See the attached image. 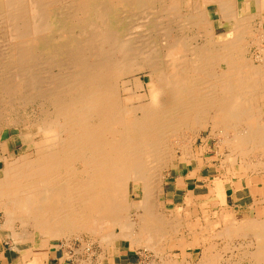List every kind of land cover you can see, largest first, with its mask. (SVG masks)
I'll list each match as a JSON object with an SVG mask.
<instances>
[{"label": "bare ground", "instance_id": "1", "mask_svg": "<svg viewBox=\"0 0 264 264\" xmlns=\"http://www.w3.org/2000/svg\"><path fill=\"white\" fill-rule=\"evenodd\" d=\"M167 4L168 0H0V161L4 163L0 208L4 226L19 221L32 227L20 237L33 239L44 233L48 241L104 232L111 238L115 234V240L129 239L132 247L159 251L158 241L181 223L178 214L165 217L158 208L162 169L174 156L170 138L183 137V130L202 125L225 131L246 125L247 134L233 133L232 148L258 149L264 156V121H257L264 117L262 47L261 63L245 64L249 42H259L253 16L239 17L235 0H221L222 20L232 24L231 36L215 43L211 37L215 28L210 25L214 14L201 13L194 15V22L209 24L205 29L210 33L203 44L191 48L183 39L169 37L167 51L162 46L160 52L142 42L147 37L141 26L154 24L173 0ZM155 7L159 15L148 13ZM142 72H148L154 88L139 96L130 90L128 78L134 76L137 87H142L138 75ZM22 101L33 107L32 154L6 156L3 134L12 121L4 123L3 111ZM134 184L140 193L130 200ZM194 201L187 195L186 208ZM222 202L224 198L218 201ZM132 208L141 209L139 221L127 215ZM232 209L224 208L218 215L228 223L220 234L229 239L247 237L249 263L264 264V208L239 222ZM196 232L195 243H180L183 250L202 245L196 264H235L232 259L223 262L213 243L203 242ZM161 262L194 263L187 255L182 261L162 257Z\"/></svg>", "mask_w": 264, "mask_h": 264}, {"label": "rangeland", "instance_id": "2", "mask_svg": "<svg viewBox=\"0 0 264 264\" xmlns=\"http://www.w3.org/2000/svg\"><path fill=\"white\" fill-rule=\"evenodd\" d=\"M178 1L179 0H176V3H175L173 0V4L171 7L173 9L171 8L165 9V12H163L161 16L158 14V10L156 7L154 9H149V11L151 12H148V13H150L151 15L154 12L156 13V15H159V17H157L158 19L157 20L155 19L157 22L155 21L154 24H151L149 26L145 24L144 26H141V28L144 29L142 31L145 32V35H144L145 38L150 37L151 39H155V40L154 42H152V40H146L147 39L146 38L142 40V42H144L145 44L152 45L154 50H160V52L162 51L161 50L162 46H164V49H163L164 52L167 51V48L165 47L166 46L165 43L167 42L165 41L167 40L170 41L169 40L170 38L171 40L175 38L174 40L177 39L178 41L181 38V40L183 39L187 44H190L191 48L195 45L203 44L207 40L206 34L207 33L210 34L209 31L206 30L207 28H209V24L195 23L194 19L196 16L194 15H198L200 17L201 13H207V12L214 14V20L213 22L210 23V25H212V27L215 28L214 31H211L212 32L211 37L215 41V43L217 42L218 44L226 40L229 36L232 35L226 29L221 30L220 28H218V24L220 21V15L216 14L215 12L216 8L211 4L212 1L210 0H180L179 2ZM169 3H171V0H168V4H167L168 7L170 6ZM174 4H177L178 7L180 8H178L177 5H174ZM189 4L190 5L192 4V5L190 6ZM131 10H134V9H131ZM150 18L151 17L149 15V19ZM221 19H222V16H221ZM190 22H192V24ZM251 23L253 24L252 21ZM201 25H202V30H201ZM253 27H254V24H253ZM149 28L152 29L151 32ZM250 37L251 36H249V39H251ZM249 43L250 44L247 46V53H246L247 55H245L246 56L245 61H247L245 62V64L246 65L249 64L251 66L253 62L254 64L259 63L258 57L260 55V48H259V42L251 43L250 41ZM159 59H162V58L159 57ZM53 70L57 71L56 67ZM147 74L148 72H142L138 74L141 77V80L143 81L142 87H137L134 76H131L130 78H128V80H130V84H129V86L131 87L130 90L133 93H138L139 96L140 95L142 96L145 94H149L150 90L154 88L153 81L148 79ZM260 100H261L260 101L261 104L264 107V96H262ZM25 103H23L22 101L21 103L22 107L21 105L18 104L12 107H7L4 110L5 112L3 111V114H4L3 119L5 120L4 123L10 124L9 121H12L11 122L12 126L9 129H6L3 134L2 150H3L4 155L6 156L15 157L25 151H28L27 153L28 155L32 154V150H31L32 140H31V137L29 136V133L30 131H33V128H32L31 123L29 122V115L30 113H32L31 111L33 110L32 109L33 107L32 105H29V104L27 105ZM257 121L263 122L264 117L258 116ZM14 122H20V124L22 125L21 126L20 125L17 126V124L14 125ZM22 128L24 130H22ZM243 129L245 130L243 131ZM245 132L246 134L248 133V127H246V125L238 126L236 129H233L231 127L227 131L219 127H212L211 125H208V126L202 125V126H198L197 129L183 130L182 131L183 137L173 136L172 138H170L171 139L170 144L173 148V151H174L173 154L175 157L173 156L171 161H169L170 163L168 162L169 164L162 169L164 180H163L162 190L159 193L158 199L160 201H158V205H159L158 208L161 206L160 208L162 210L159 208L160 213L161 215L165 214L164 215L165 217L166 216L169 217L173 213L178 214V216L181 217V218L179 217L181 226L180 225L176 226L177 229L174 231H172L173 227H171L172 229H170L171 230L170 236L168 234L166 235V237H164L166 240L164 238H162L160 241L157 240L159 242V246L161 245L160 246L161 249H159V251L158 249L157 251L146 250L145 248H143L144 246L137 247V248L132 247L131 241L129 239L115 240L114 239V237H116L115 234L111 238L108 235H105L104 232H102V234L99 233L98 236L91 235L88 232H81L78 234H72V236L69 239L65 237H61V238H51L48 241H44L46 239V236L44 235V233L36 236L33 239L23 238L19 236V233L23 232L24 234H26V232L27 233L31 232L32 227L30 225H28V227H23V225L19 221H16L13 224H10L9 226L8 225L4 226L3 224L5 223V218H4V212L1 208H0V225H2L6 229V231L10 234V237L13 238L16 243L25 244L27 249L31 252H34V254L36 250L47 252L48 250H51L54 247L58 246L60 248L59 249L61 253L60 255L64 256L63 260H65L68 264H85V262L88 264H115V263L121 264L122 261H120V258H121L120 254H129V257H131L133 260L132 261L133 264H162L161 262L162 257L168 258V259L177 257L179 261H182L186 257V255L188 256L189 260H192V263L194 262L193 264H196L200 261V258H202V245L193 244L192 246L186 247V249L183 250L182 245L180 244L181 242L195 243L194 232L196 231H198V233L197 232L196 233L198 234V237H201V240L203 239L202 240L203 242L205 241V243L207 244L209 242L213 243V246L215 248V249L213 248V251L215 250L216 252L220 254L219 258L223 262H225L226 260L232 259V261L235 264H250L248 260L249 257L247 256V254L249 253V249L251 248V246L248 245L249 239L245 236L244 237L235 236L234 238L232 237L229 239L227 238V236L224 237V235H221L220 233L223 231V229L226 227L225 225H227L228 223L218 217L222 209L224 208L232 209L233 208L232 206H228V201H227L228 193L226 191V188H227L228 179L229 180L232 179V176L241 177V178L243 177L249 178V176H251L257 180L259 179V176L255 177L249 174L250 173L257 174L259 172L264 173V156H262L263 158L262 159L261 158L262 154L260 155V151H258V149L254 151L251 150V151L242 152L241 149H238V148H236L237 150L233 149L230 144L232 142H235V141H231V142L229 141L230 139L232 140L233 133L240 134V133H245ZM225 133H227V136ZM228 134H231L229 135L230 137L228 136ZM177 138H178V141H176ZM179 138L182 139L181 142ZM207 138L210 139V149H209V152L206 154L207 156L206 159H203L202 155H200V151L202 152L204 151V148L202 147V143L204 142L203 139H207ZM174 140L178 143H176ZM173 144L175 145V147ZM259 156L261 159L259 158ZM213 157H214V160H210ZM203 164L205 165L204 166L205 169L213 170L211 172L213 176L206 177L207 180L206 179L204 180L205 176H203L200 173L198 174ZM3 165L4 163L0 161V168H2ZM196 168H198L199 170H195ZM206 171L204 173H206ZM196 172L198 176L202 178V180H197V178H200L197 176L193 178L194 175H197ZM260 180H262L264 183V176H262ZM216 183H217V186H216ZM255 190L260 191L261 193L262 188L255 187ZM138 193H140V189L138 185L135 186L134 184L133 192L131 193L130 200H132V198L138 199L137 198ZM189 194L192 195V197L196 200V202L194 201L193 204H191L192 208L190 207V209L186 208V205L184 204L186 200V196ZM221 198H224V202L218 203V201L221 202ZM246 202L248 203L249 200L247 199ZM263 205H264V200L257 199L255 202V206L253 208L252 207L247 208V205H246V208L240 209V211L233 208L232 210L234 211L236 222L244 221L246 219H249V217H255L257 213L260 211L259 209L264 208ZM175 208L177 209V211ZM166 211H168V213ZM141 213H142L141 209L135 210L134 208H132L129 210L127 215H129V218L131 220L133 219V221L136 222V221H139V216L141 215ZM262 215L263 213L260 212L259 216H262ZM217 221H220V222H217ZM187 222L190 224L187 225ZM25 228H27V230ZM115 230L117 232H120L119 226H116ZM135 230H138V228ZM15 232L18 234L19 237H17ZM185 232H188V233H185ZM106 236H108V239L106 238ZM103 238L104 240L106 239L105 240L106 242L102 240ZM32 240L40 241V243L41 241H43L44 244L43 245L35 244V241H32ZM230 244H233V245H230ZM239 244L241 245L239 246ZM228 247L229 248L231 247V248L229 249ZM222 248L224 251H222Z\"/></svg>", "mask_w": 264, "mask_h": 264}, {"label": "crops", "instance_id": "3", "mask_svg": "<svg viewBox=\"0 0 264 264\" xmlns=\"http://www.w3.org/2000/svg\"><path fill=\"white\" fill-rule=\"evenodd\" d=\"M211 4L216 8V11H215L216 14L220 15V21L221 22L219 21L218 28H220L221 30L226 29L227 31H230L232 24H230L227 21H223L221 19V13H222V11L220 10L221 9V7H220L221 6V0H212ZM235 5H236V10H237L238 16H241V17H243V16L245 17V15L248 17L253 16L251 18L253 24L255 25L254 26L255 29L253 30V32L255 31L256 34L259 36V43H260L259 48L262 47L261 49L264 50V48H263V46H264V34H263L264 33V0H235ZM256 13H257V15H255ZM256 19H257V22L255 23ZM257 25H258V27H257ZM262 57H264V52L262 54ZM260 63H261V60L259 61V64ZM262 63H263V60H262ZM203 140H204V142L202 143V147L204 148V151L203 152L200 151V155H202L203 159H206V157H207L206 154L209 152V149H210V139L207 138V139H203ZM216 157H215V159H216ZM210 160H214V157ZM204 166L205 165L203 164V166H201L200 170L198 168H196L195 170H199L198 174L200 173L203 176L205 175V177H204V180H205L206 177H212L213 176V174L211 173L213 170L212 169L207 170V169H205ZM205 171H206V173H204ZM196 174H197V172H196ZM198 174L194 175L193 178H195V176L200 177V176H198ZM249 175H252L255 177H257L259 175H261V176H259V179H257V180L251 176H249V178H246V177L241 178V177L232 176V179H230V180L228 179V181H227L226 191L228 193V200H227L228 206H232L234 209H236L238 211H240V209L246 208L247 204H248L247 208H251V207L253 208L255 206V202L257 199L261 198L264 200V194H262V193H264V183L262 180H260V178L262 176H264V173H262V172H259L257 174L250 173ZM197 180H202V178L201 177L197 178ZM246 180H248V182H245ZM255 187L262 188L261 193H260V191L255 192V189H254ZM236 189H238V190H236ZM235 193H237V194H235ZM247 199L249 200L248 203L246 202ZM59 249L60 248L57 246L51 250H48L47 252L46 251L42 252V251L36 250L35 254H34V252L31 253V251H29L27 249L25 244L16 243L14 241V239L10 237V234L6 231V229L2 225H0V264H68L65 260H62L64 256L60 255L61 253H60ZM120 256H121L120 261H122L121 264H133V262H132L133 260L131 257H129V254H120ZM115 264H117V263H115Z\"/></svg>", "mask_w": 264, "mask_h": 264}]
</instances>
